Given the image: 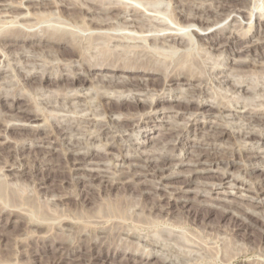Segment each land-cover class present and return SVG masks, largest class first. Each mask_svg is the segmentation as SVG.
I'll list each match as a JSON object with an SVG mask.
<instances>
[{
    "label": "rangeland",
    "instance_id": "374dc122",
    "mask_svg": "<svg viewBox=\"0 0 264 264\" xmlns=\"http://www.w3.org/2000/svg\"><path fill=\"white\" fill-rule=\"evenodd\" d=\"M6 1L8 3V1L19 0H1L0 2L6 3ZM41 1L42 7L40 6V0H23L25 4L29 5V15H33V13L37 14V12L39 15L37 14V16L35 14L38 17L36 19L33 17L34 15L29 16L26 14L31 19L34 18L33 20L35 21H28L30 18L27 16V18L20 20L28 21L29 24L31 22H33L31 24L38 23L36 25L37 27H33L32 29L29 28L31 31L37 33V38L45 36L43 33L46 31L45 29L51 31L54 28L56 29L54 30L56 33H60L62 28L64 31L67 30L69 35H71L72 39L74 38L76 42L82 37L83 40L79 41L80 43L82 42L81 45H85V47L83 46L85 54H87L85 56L88 58L92 57L94 60H97L104 54L100 51L105 50L107 43L100 39L98 41H102V43L100 42L101 44H98L96 43L98 41H96L94 42V46L86 37H89L90 33L93 36L97 35L98 32H113V34H124L128 32L123 26H125L126 21H130L134 18V12L130 10L131 7L143 11L140 14V20H142L140 23H144L142 24V26H145L144 28L151 29V34L162 35L164 32L174 33L176 30L177 33L185 34V32H187L188 36H186V38L188 37L187 40L189 44L186 46L187 48H185L186 55L180 54L182 49L173 53L172 49L167 45V42H165L167 47L165 46V49L162 48L164 52H168L166 53L168 54L166 57L161 56V58L160 55L158 56L156 53L154 54L156 57L163 59L165 63H169L171 66L176 63L185 66L183 68H186V66H192L191 70L194 71L195 69L194 72L197 71L199 75L201 73L202 80L198 79L197 82H195V85L203 88V98H206L203 100V103L206 104L203 109L207 110L208 113L210 112L208 108L210 109V106L216 104V102H221V104L224 105L226 104V106H229L228 108L230 110L222 113L220 118L206 114L197 116V122L193 120L188 122V118L192 119L195 116H190V114L187 113L184 114L183 117H178L174 112L161 111L159 105L158 111L150 114L155 117L156 121L151 122L150 119H146L147 126L135 128L133 131L124 132H119L120 130H118V128L111 127L112 129L109 128V133L100 134L101 130L99 126L89 127L85 122L76 121V118L79 119L82 117H94L97 120H103L105 118V115L99 112L101 106L95 92L96 89L103 90L99 87V83L101 84V82L97 80V77H95V79L92 78L94 83H87L84 81L83 87L77 85L76 93L79 97L75 99L73 97L75 91L69 92L65 89L66 85H63L68 84V82L61 79L58 83L54 77H57V74L60 71L63 75L67 74L68 72L66 70H62L63 67H77V62L67 65L61 52L59 53L56 50V47L53 46L52 49L50 48L51 46H47L49 48L43 47V50L42 48L35 47V49L33 46L28 45L25 47L20 43L14 47L9 46L7 48V50L10 48L8 51V59L10 60L13 58V61H9V67L2 66L4 65V62L0 63L2 68L8 70L1 75V90L7 89V91L17 93L22 87L27 89L31 99L33 98L30 105L32 106L33 104H36L41 109L46 110L47 114H50V124L53 122V127L57 128L60 125L67 124L68 120L74 119L75 121L72 123V127L75 126V128L69 130V134L66 136L56 133V135L49 138V142H45V144L44 142H41L44 146H37L36 144L40 143L37 139H44L46 133H36L27 127L18 130L17 133L12 132V138L10 139L11 143L0 146V160L2 159L0 164H13L16 168L12 176L6 178L7 181L4 179L5 183L2 182L3 177L0 176V182L3 183L0 188L1 190H4L3 192L0 190V193H2L1 196L3 199L5 198L3 201L2 197H0V205L3 208H20L12 206V200L10 199H14L13 205L14 202L17 201L15 202L16 206H25L24 208H29L28 212L31 213L27 212L28 214L26 215L29 216L8 214L0 216V264H258L259 262V264H264V226L263 228L259 226L260 221L264 219V205L260 206L258 201H256L257 195L255 192H247L243 189L247 187L250 189L252 188L254 191H260L259 196L263 198L264 201V178L261 177L264 171V142L251 145L249 141H245L242 136H240L242 133H246L250 130L264 134V124L260 127V125L256 126L250 123L247 121L248 117L246 116L248 115L245 114V112L248 111L254 112L264 109V35L256 33V30H261V28H257V25L255 24L256 12L261 13L264 18V0H247L243 2L244 4H248L249 11L247 10V12H251L253 15L251 21L246 20V14L245 18H243L242 16L244 15H239L237 12H229V10H226L228 12H225L220 9V2L217 0H83L84 3L82 0H78V2L81 3L82 8L79 6V3L77 5V0H67L66 2L65 0H61L60 3H58L59 0ZM90 1L100 4L103 3V7H109L110 5L121 6L126 9L122 11V13L120 12L121 15L119 13L118 17H114L115 14H117L116 10L108 13V15L103 12L93 11L94 8H89L92 7L90 6L91 4H89ZM105 1L107 4H104ZM45 2L46 4L49 3L51 5L48 4V7V5H44ZM68 4L70 6L72 4L75 7H66L65 5ZM85 6L88 8H85ZM88 9L91 14L88 13ZM15 11L23 12L26 11V9L16 8L14 13H16ZM61 11H63L64 14ZM226 13H230V16L225 17L227 15ZM23 14H25V12L21 13L17 19L22 17ZM41 14H43V16ZM215 14L216 16H214ZM93 16L94 18H91ZM195 16H202L203 18L200 17L201 19L207 17L204 21H214L221 16L220 19L222 22L207 31H201L197 25H192L188 28L183 26L184 28L181 29V27L176 24L177 21H184L185 23L188 19H190L189 23H194L193 19ZM234 16L238 21L232 20ZM42 18L44 20H42ZM78 18L80 21H78ZM95 18L96 20H104L105 23H109L111 27V29H108L109 32L104 31L105 29L101 31H87L84 28L83 31H80L82 30V27H87L90 21H94ZM180 18L182 20H180ZM239 22L242 23V26H246L247 24L255 25L250 28L248 35L250 36V42H244L242 43V46L241 44H238V46L234 48L238 50V52H236V50L232 51L230 48L232 47V44L229 48L223 46V44H225V39L223 40L224 43L222 45L219 44L218 46V44H215V49H213L206 41H199L198 37L192 32V30H195L201 34L207 35V37H212L208 34L215 31V29H218V27L222 25L236 26L240 24ZM122 23L124 24L123 26ZM157 23H167L171 30L166 27L164 28ZM63 29L61 31H63ZM57 30L59 32H57ZM69 31H71V34ZM73 32L77 34H74ZM72 33L74 34V37L72 36ZM227 35L228 33L225 34V36ZM159 40L162 41V39ZM83 41L85 44H83ZM86 42L88 45H86ZM103 42L105 44H103ZM112 44L113 43H110V47L108 46L110 50L112 48L114 49V47L111 46ZM147 44L148 43H145V47L150 48L151 45ZM126 45L127 44L120 46L119 49L125 48ZM159 47L161 48V46ZM45 49L47 50L45 51ZM141 49L142 48L137 47L134 50L137 51ZM47 51H50L52 56L49 55L50 52L49 54L46 53ZM62 51L63 54L65 53L66 55L75 54V50L70 47L63 49ZM91 53L93 55H90ZM129 53L130 55H133V51ZM129 53H127V55ZM239 60H246V63H236V61ZM11 67H13L12 71L10 69ZM44 69H46V71ZM29 70L30 73L28 72ZM42 70L43 72L45 71V75L51 76V79L44 80L43 86L39 87L35 82L41 77V74L43 73ZM23 73L32 75L31 77H25L26 75L23 76ZM97 73L99 72L97 71L95 73L96 76ZM106 74L110 75V72L107 71ZM27 78H31V80ZM97 81H99V83ZM228 81L241 86V88L236 91L231 88L232 86H229ZM90 87L95 89L89 90ZM242 87L244 88L243 90ZM167 92L168 91H166V93ZM179 92L180 91L178 90H174L168 97H171V95L174 94L176 96H183V94ZM112 94L113 93H111V95ZM17 97L18 95H16L14 99ZM12 98L13 97L10 96L4 102L6 104H15V107L23 104V100L19 99L18 102H16L15 100H12ZM175 103L176 102L163 103L161 106L167 107L168 105H174ZM195 103H191L190 106L194 108L196 106ZM176 104V106L184 105L182 102ZM97 111L100 114L98 113L94 115V112L97 113ZM10 113L17 114V109H12ZM163 119L169 122L168 127H177L181 136V142L178 144V148L173 151L169 147L170 144L159 142L161 137L157 135L156 131L164 130V126H159L157 124L162 123V121H164ZM211 121H218L223 124V126L227 128V131L234 136L225 137L221 141H206V137H209L212 133L210 128V125L212 124L210 123ZM202 123L205 125L208 124V127L201 126ZM4 124H8L10 127L12 124L32 126L35 123L24 122V120L7 119V123L3 122V126ZM196 127L199 129H196ZM47 129H50V127H47ZM137 133H139L138 138H136ZM148 134L150 136H156L158 140H153L154 142L152 141L145 147H142V145L138 143L147 139L146 136ZM236 135L239 136L237 137ZM62 136L68 138L64 139ZM92 137L98 139L96 140L95 147L94 145L89 144V138ZM0 141L4 140L1 138ZM167 141L169 142V139ZM109 142L113 143L114 146L109 147V145H107ZM201 143L203 146H207L206 149L210 152V155L215 156L222 161L219 166L226 168L230 172L231 176L225 180V182H227L222 186H211L212 182H216L218 179L217 177H211V175L218 176L216 172H212L208 174L209 176L204 174L200 177H195L194 180L183 189V192L175 193L176 188L184 185V174H187L188 172L186 165L180 167L175 166L172 169L174 171H184L183 175H179L174 182L163 186L164 188L162 187V190H155V187L159 186V184L157 183V180L153 179H149L148 182L150 183H148V187L146 186L145 188H140L141 186H139V184L126 182V180H123L122 183L116 182L117 180L115 177L120 169H127L126 166H128L127 163L120 161L122 155L132 157V155L140 154L145 150L146 152L154 153L155 155H163V153L168 156L177 155L180 156V158L182 157L184 162H187L194 157L193 155L198 153V150L200 149L199 147H202ZM73 144L76 145L77 151L81 154L90 151L93 152L97 158H102L104 168L105 170L107 169V174L110 175H108V184L95 182L90 188H87L88 191L85 195V199L83 198L82 190L84 189V185L87 184L86 182H83L84 184L77 183L76 185L77 181L72 180L73 172L70 170L60 171L57 170L56 167L52 168L51 165L45 164L47 155L45 153L49 150L48 146L54 147L51 160L58 162L62 159L60 156L63 152L62 150L73 148ZM63 146H66L65 149ZM105 148L109 154L103 153L102 150ZM228 150L230 152H228ZM255 150H258V152ZM241 151L245 154H248L247 151L257 152L260 155L257 154L259 159H261H253L251 161L248 158L246 159V156H244ZM232 161H234V164H228L229 162L232 163ZM253 161L256 164H254ZM257 161L260 162L257 163ZM223 163L225 164L223 165ZM86 167L91 168L90 166ZM8 169L10 170L11 168L7 166L4 168V170ZM214 170L216 169L214 168ZM16 171L18 172L16 173ZM77 172L78 174L84 173L83 170H78ZM232 183H237V185L234 187ZM222 192H229L232 196L234 194L240 195V193H242L251 197V199H229L230 201L233 200V203L231 204L232 206L230 205L228 208V204H225L224 201L221 200L225 197ZM68 195L69 197H67V199L62 197ZM58 197L59 199H57ZM24 200L27 204H24ZM201 200H204L205 202ZM199 201H201V203ZM154 203L156 204V207L154 206ZM4 204L7 205L4 206ZM8 205H11L12 207H9ZM215 205L218 207H215ZM225 208H228L229 210L227 209L224 212L223 209ZM246 208L256 213H254L255 215L253 216V220H256V222L252 227L242 224L244 219L245 221H248V219L251 220L252 218H249L250 215H245ZM242 212L243 214H241ZM95 216L99 219L94 218ZM39 217H41V219ZM45 217L49 221L45 220ZM93 218L96 221L95 224L93 223ZM28 219L35 221L36 223L41 222L43 224L42 228L36 231V228L33 229L34 227L28 225ZM49 223H51V225ZM47 227L49 229H47ZM103 231H106V235ZM229 257L232 259H228ZM222 259H224L225 262L222 261Z\"/></svg>",
    "mask_w": 264,
    "mask_h": 264
},
{
    "label": "bare ground",
    "instance_id": "6f19581e",
    "mask_svg": "<svg viewBox=\"0 0 264 264\" xmlns=\"http://www.w3.org/2000/svg\"><path fill=\"white\" fill-rule=\"evenodd\" d=\"M60 1L61 0H59L58 3H60ZM66 1L67 0H65V2ZM217 1L220 2V5H219L220 7L219 6H216V7H219L220 9L224 10L225 12H228L226 10H229V12L230 11L237 12L239 15L240 14L244 15V16H242L243 18H245V14H246V20H248V21L252 20V16H253L252 13L251 12H249V13L247 12L248 4H244L243 3V2H245L247 0H217ZM82 2H83V0H82ZM108 2L111 3L110 1H108ZM41 3H42V1L40 0V4ZM76 3L78 5V3H79L78 0H77ZM85 3H87V2H85ZM24 4L25 3L23 2V0L10 1V2L8 1V3H7V1H6V3L0 2V63L4 62V65H2L4 67L5 66H8V67L10 66V62L9 61L12 60L13 58L10 59V60L8 59V57H9L8 51L10 50V48H9V50H7V48L9 46H13L14 47L18 43L22 44L25 47H26V45H28V46H33L34 48L35 47L36 48H42V50H43V47H47V46H51L50 47L51 49L53 47H56V50L59 53L61 52V55L63 56V59L67 62L66 63L67 65H70L71 63H74V62L78 63V65H76L77 67H74V68L63 67L62 70H66L68 73L63 75L61 73V71L59 70L60 72H58V74L56 73L58 76L54 77V79L57 80L58 83H59V81L61 79L68 82V84H63V85H66V87H68V88L65 87V89H67V91H69V92L70 91H75V94H73V97L75 99L79 97L77 95V93H76L77 92V88H76L77 85H81L83 87V85H84L83 82L84 81H86L87 83L88 82L94 83L92 81V78L95 79V77H97V80H99L101 82V84H100L99 81H97L99 83V87L101 89H103V90L101 91V90L96 89L95 92L97 94V98H98L99 104L101 106V109L99 110V112L103 113L105 115V118L103 120H97L94 117H84V118L82 117V118H79V119L76 118L77 122H83V123L85 122L89 127L99 126L100 130H101L100 134L101 133H103V134L104 133H106V134L109 133L110 132L109 128H111V127L118 128V130H120L119 132H124V131H133L135 128L147 126L146 125V121H145L146 119H150L151 122H155L156 121L155 117L150 115V114L152 112L158 111V106L159 105H160V110L161 111H163V112H165V111L174 112L176 114V116H178V117H181V116L183 117V115L187 114V113L190 114V116L194 115L195 117H193L192 119L188 118V122H191V120L197 122L198 121L197 116L206 115V114L213 115L216 118L217 117L220 118V115L222 116V113H224L225 111H229L230 110L228 108L229 106H226V104L224 105V104H221V102H216V104H213V105L210 106V109L208 108V110L210 111L208 113L207 110L203 109L205 107V105H206L205 103H203V100L206 99L205 97L203 98V96H204V91H202L203 88H200V86L195 85V82H197L198 79L202 80L201 73L199 72L200 73V75H199L197 71H196L197 73L194 72L195 69H194V71L191 70L192 66H186V68H183L185 66H182L181 64H178V63H176L175 65L171 66L169 63H165V61L163 59H159L154 54V53H156L158 56L160 55V57L161 56H165L166 57L168 55L166 53H168V52H164L162 50V48H164L165 46L167 47V45H168L169 48L172 49L173 53H175L178 50L182 49L180 54L181 55L182 54L186 55L185 54L186 53L185 48H187L186 46H188V44H189V42L187 40L188 37L186 38V36H188L187 32H185V34L177 33L176 32L177 30L175 29L176 33L175 32L173 33V32H164L163 31L164 34L162 33V35L161 34L157 35V34H154V33L151 34V29L144 28L145 26H142V24H144V23H142V24L140 23V21H142V20H140V14L143 11L138 9V8L131 7L130 10L134 12V14L132 13L134 18H132L130 21H126L125 22L126 23L125 26H123L124 24L122 23V26L124 28H126V30L128 32H126L124 34L123 33H121V34L118 33L117 34L116 32H115L116 34H113V32L112 33H104V32L101 33V32H98L97 35L93 36L90 33V36L86 37L90 41V43H92L94 46H95L94 42H96V41H98L100 39L104 40V42L107 43V45L105 47V50L100 51V52H103L104 54L101 55L97 60H94L92 57L88 58L87 56H85V55H87V54H85V49H84L85 45H81L82 42L80 43V41H82L83 38L82 37H80L79 39L77 38L78 40L76 39L77 40V42H76L74 40V38L72 39L71 35H69L67 30L64 31L63 28H62L63 31H61L62 30L61 29L60 33H56V31H54V30H56L55 28L52 29L51 31H49V29H45L46 30L45 32L42 31L45 34V36L37 38V33H35L34 31H31V29L33 27L34 28L37 27L36 25L38 23L37 24L34 23L35 24L34 25V24H31L33 22H31L29 24L28 21H30V20L32 21L34 18L37 19L38 18L37 16L39 14H38V12H37L38 15L36 13H33L34 16L31 14L34 17L33 19H31L29 17L31 15L28 14L29 13V5L28 4L24 5ZM48 4H46V2H45L44 5H48ZM79 4H80L79 6L82 8L81 3H79ZM89 4H91L90 6H92V7H89V8H94L93 11L103 12V13H105L107 15H108V13H111L112 11L116 10L117 14H115L114 17H118L119 13L120 12L122 13V11H124L126 9L125 7L110 6V5H109V7H103L104 6V5H102L103 3L100 4V3L91 2V1H90ZM104 4H107L106 1H105ZM49 5H51V4H49ZM49 5H48V7H49ZM86 5H88V4H86ZM114 5H115V3H114ZM35 6H37V5H35ZM40 6L42 7V4ZM65 6L69 7V8L75 7L72 4H71V6L69 4L65 5ZM16 8H20V9L24 8V9H26V11H23V12H25V14H23V16L20 17L19 19H17L18 16L21 15V13H23V12H16L15 11L16 13H14V10H16ZM85 8H88V7L85 6ZM39 9H41V8H39ZM67 10H69V9H67ZM70 10H72V9H70ZM64 11H66V10H64ZM61 12L63 13V11H61ZM88 13H90L89 9H88ZM121 13H120V15H121ZM26 14L29 15V16H27ZM47 14H48V12H47ZM41 15L43 16V14H41ZM26 16L28 18H30V19H28V21H24V20L21 21L22 19L27 18ZM180 16H181V14H180ZM214 16H216V14ZM228 16H230V13L227 14L225 17H228ZM102 17H103V15H102ZM198 17L200 18L202 16H195V18L193 19L194 23H189L190 19H188V21H185V23H184V21H177L176 24H177V26L181 27V29L184 28V27L188 28L189 26L197 25L201 31H207V30L212 29L214 26H217L218 24H220V22H222L221 19H220L221 16L219 18L216 17L217 18V19L215 18L216 20L213 19L214 21H204L207 17L206 18L204 17L205 19H201V18L199 19ZM43 18H42V20H44ZM91 18H94V16L91 17ZM191 18H193V17H191ZM184 19H185V17H184ZM45 20H46V18H45ZM180 20H182V19L180 18ZM232 20L238 21L235 16L232 18ZM33 21H35V20H33ZM37 21H40V20H37ZM78 21H80V19ZM248 23H250V22H248ZM157 24H159L160 26H163L164 28L166 27V28L170 29V27L167 25V23L166 24L157 23ZM255 24L257 25L256 26L257 28H259V27L261 28V30L257 29L256 33H260V34L264 35V18L262 16V14L259 13V12L255 13ZM83 25H85V24H83ZM254 25L247 24L246 26H242V23H240L239 25H236V26L222 25V26L218 27V29H215V31H213L210 34H208V35H211L212 37H207V35L201 34L200 32L195 31V30L194 31L192 30V32H193L194 35H196L198 37L199 41H203V40L206 41L207 43L210 44V47H212L213 49H215V44H218V46H219V44L222 45L225 42V44H223V46H227V48H229L230 45L232 44V47H230V48L232 49V51H235L236 49H234V48L236 46H238V44H241V46H242V43L250 42V36H248V35H249V32H250V28L254 27ZM59 26H60V24H59ZM170 26H172V25H170ZM29 28H31V29H29ZM83 28L85 30H87V31H101L103 29H105L104 31H108V29H111L109 23H105L104 20H96V18H95L94 21H90V23L88 24L87 27H85V26L82 27V30H80V31H83ZM238 28H239V30H238ZM58 30H57V32H59ZM240 31H242V32H240ZM31 32H33V33H31ZM69 32L71 34V31H69ZM73 33L77 34L75 32H73ZM73 33H72V36L74 35ZM226 33H228L227 36H225ZM81 36H83V35H81ZM159 39H162V41H160ZM224 39H225V41L223 42ZM247 39H249V40H247ZM100 42L102 43V41H98L96 43L99 44ZM104 42H103V44H105ZM165 42H167L168 44L166 45ZM110 43H113L111 46H113L114 49L112 48L110 50V48H109L110 47L109 46ZM145 43H148L149 45H151L150 48L145 47ZM20 44H19V46H20ZM83 44H85L84 41H83ZM124 44H127L125 46V48L119 49V47L124 45ZM159 44H161V45H159ZM86 45H88L87 42H86ZM157 45L161 46V48L159 46H157ZM69 47L73 48V50H75V54L74 55H69V54L66 55L65 53L63 54L62 50L65 49V48H69ZM86 47L89 48L88 46H86ZM137 47L138 48L140 47L142 49L135 51L134 49L137 48ZM47 48H49V47H47ZM91 48H93V47H91ZM46 50L47 49H45V51ZM21 51H22V49H21ZM91 51H92V49H91ZM128 51L129 52L133 51V55H130V53ZM49 52L47 51L46 53L49 54ZM236 52H238V50H236ZM53 53H55V52H53ZM127 53H129V54L127 55ZM97 54H98V52H97ZM49 55H51V52H50ZM90 55H93V54L91 53ZM88 56H89V54H88ZM2 58H3V60H2ZM5 62H6V64H5ZM183 62H185V61H183ZM236 63H246V60L245 61L244 60H239V61H236ZM60 64H57V65H60ZM2 66H0V79H1V75L8 71V70H5L4 68H2ZM11 66H14V65H11ZM33 67H35V66H33ZM43 67H44V65H43ZM56 67H58V66H56ZM169 67H173V68H169ZM188 67H190V68H188ZM10 69L12 71L13 67H11ZM44 70L46 71V69H44ZM93 70H94V72H93ZM45 71L43 72V70H42L43 73L41 74V77L39 79H37L38 81L35 82V83L38 84L37 86H39V87L43 86V83H44L43 81L44 80L51 79V76H48V75L44 74ZM97 71L99 73H97V76H96L95 73ZM107 71L110 72V75L106 74ZM28 72L30 73V70ZM91 72H93V73H91ZM79 74H82V75H79ZM31 75L32 74L23 73V76H25V77H27V76L31 77ZM27 79L31 80V78H27ZM22 80H23V78H22ZM199 83H201V82H199ZM228 83H229V86H232L231 88L235 89L236 91L241 88V86H238L237 84L230 83L229 81H228ZM1 85H2V82H0V86ZM183 87H185V88H183ZM186 87H188V88H186ZM20 89H21L20 91L16 90V91H18L16 93V92L7 91V89L6 90H1V88H0V139L2 138V140H4V141H0V146L6 145L8 143H11L10 139L12 138V135H11L12 132L17 133L18 130L25 129L27 127L32 129V131L36 132V133H38V132L46 133V136L44 137V139H42V138H38L37 139L40 142V143L36 144L37 146H44L43 144H41V142H44V144H45V142H49V138L54 136V135H56V133H58L60 135H63V136H66L67 134H69L68 133L69 130H72V129L75 128V126L72 127V125H73L72 123L75 121L74 119L68 120L67 124L60 125L57 128L53 127V125H52L53 122H52V124H50V121H51L49 119L50 118L49 117L50 114H47L46 110L41 109L36 104H33L31 106L30 102H31V100L33 98L31 99L30 94H28V90L24 89L23 87L20 88ZM90 89L93 90L95 88H93V87L91 88L90 87L89 90ZM243 89L244 88L242 87V90ZM174 90L180 91L181 94H183V96H176L174 94V95H171V97H168V96H170V93L172 91H174ZM166 91H168L167 92L168 94L166 93ZM63 92H65V91H63ZM111 93H113V94L111 95ZM16 95H18V97L16 99H14L16 97ZM10 96H12L13 97L12 100H15L16 102H18L19 99L23 100V104H20L21 106H18V107H15V104H6L4 101L6 99H8ZM156 96H157V99H156ZM154 99H156V100H154ZM39 101H41V100H39ZM38 102H35V103H38ZM172 102H176L178 104L182 102V103H184V105L176 106L177 104L175 103L176 104V105L174 104L175 106L174 105H168L167 107L161 106V104H163V103H172ZM191 103H195L196 106L194 108L191 107L190 106ZM15 108L17 109V114H11L10 111L12 109H15ZM206 111H207V113H206ZM99 112L98 111H97V113L94 112V115L98 114ZM245 114L248 115L246 117H248L247 121H249L250 123H252V124H254L256 126L260 125V127L262 126V124H264V109H261L259 111H254V112H249L248 111V112H245ZM7 119H12V120L14 119V120H20V121L24 120V122L35 123V124L32 125V126L31 125L26 126L24 124H19V125H16V124L13 125L12 124V126H10V127L8 126V124H4V126H3V122L7 123ZM71 120H73V121H71ZM210 123H212L210 125L212 133L209 135V137H206V139H207L206 141H221L225 137L234 136V135H232V133H229V131H227V128L225 126H223V124L219 123L218 121H211ZM55 124H56V122H55ZM147 124H148V122H147ZM157 125L164 126V130L156 131L157 135L159 137H161V139H159V142H164L165 144H170L169 147L172 149V151L177 149L178 148V144L181 142V136L179 134V131H178L177 127H175V128L174 127L173 128L168 127L169 126V122L167 120H164V121H162V123L157 124ZM201 126H203V127L207 126L208 127V124L205 125L204 123H202ZM47 127H50V129H47ZM53 128H56V129H53ZM196 129H199V128L196 127ZM21 135H23V134H21ZM138 135H139V133H137L136 138H138ZM113 136H115V135H113ZM240 136H242V138L245 141H249L251 145L258 144L260 142H264V134L263 133H257L256 131H253V130L247 131L246 133H242ZM146 137H147V139H145L142 142L138 143V144H141L142 147H145L150 142H152L153 140L157 139L156 136H150L149 134ZM13 138H16V137H13ZM58 138H61V137H58ZM67 138H64V139H67ZM168 139H169V142L167 141ZM96 140H98V139H96L95 137L89 138V144L90 145H94V147H95ZM116 140H117V138H116ZM60 145H62V144H60ZM102 145H104V144H102ZM107 145H109V147H113L114 146L113 143H111V142H109ZM201 145H202V143H201ZM63 147L65 149L66 146H63ZM72 147L73 148H71V149L70 148H66L65 150H62L63 152L60 155L62 157V159L59 160L58 162H56V161L54 162L53 160H51V158L53 156L52 150H54V147L53 146H48L49 150L46 151V153H45V154H47L46 155L45 164L51 165L52 168L56 167V169L60 170V171H68V170H70L71 172H73L72 173L73 174L72 175L73 176L72 180H76L77 181L76 185H77V183L81 184L83 182L84 183L86 182L87 184L84 185V189L82 190L83 198L85 199V195L87 194V191H88L87 188H90V186H92L95 182H100L102 184L103 183L104 184L105 183L108 184L110 175L107 174L108 171H107V169L105 170V168H104V162H103L102 158H97L96 155L93 152H90V151L87 152V153L81 154L79 151H77V147L74 144H73ZM17 148H19V147H17ZM17 148H15V149H17ZM199 148L200 149L198 150V153L196 155H193L194 157L192 159H190L189 161H187V162H184L182 157L180 158V156H177V155L176 156L175 155H173V156L169 155L168 156V155H166L164 153H163V155H161V154L155 155L154 153H149V152H146L145 150H143L140 154L132 155V157L122 155L121 158H120V161H122L124 163H127L128 166H126L127 169L122 168V169H120V171L118 170L119 172L116 171V172H118L117 175L115 173V175H116L115 179L117 180L116 182H121L122 183L123 180H126V182L139 184V186H141L140 188H145L146 186L148 187V185H149L148 183H150V182H148L149 179H153V180H157V183L159 184V186L155 187V190H160V189L162 190L163 186H165L168 183L170 184V183L174 182L175 179L177 177H179V175H181V174L183 175L184 171L183 172L181 170L174 171L172 169L175 166H179L180 167L182 165H186L187 168H188V172H187V174H184L185 175V179L183 181L184 185L176 188L175 189V193L183 192L184 191L183 189L187 185H189L194 180L195 177H200L201 175H204V174L208 175V174H210L212 172H216L218 174V176L211 175V177H215V178L217 177L218 179H217L216 182H212L211 186L212 185L213 186H222L224 183L227 182V181L225 182V180H227L231 176L230 172L226 168H223V167L219 166L222 161L220 159H218L217 157L210 155V152L206 149L207 146L205 147V146L202 145V147H199ZM210 148H211V146H210ZM119 149H120V147H119ZM102 151H103L104 154H109L107 152L106 148L103 149ZM255 151L258 152V150H255ZM150 152H153V151H150ZM228 152H230V151L228 150ZM247 152H248V154H245L244 152H242V154H244V156H246V159L248 158L251 161L253 159H257V160L261 159V158L259 159V156H260L259 153L253 152V151H247ZM215 155H219V154H215ZM57 157H59V156H57ZM236 158H238V157H236ZM236 158H234V159H236ZM17 161H19V160H17ZM19 162H17V163H19ZM258 162H260V161H257V163ZM224 164L225 163H223V165ZM228 164H234V161H232V163L229 162ZM254 164H256V163L254 162ZM6 166L10 167L11 169L10 170L9 169L8 170H4V168ZM86 166H90L91 168H88ZM214 168L216 170H214ZM18 169H19V167H18ZM15 170H16V168L13 166V164H8V165L0 164V176L3 177V181H2V179H1V181L4 182V179L6 180L7 177L12 176V174L14 173ZM78 170H83L84 173L78 174V172H77ZM7 171H10V172H7ZM17 172L18 171H16V173ZM261 177L264 178V171H263ZM73 183H74V181H73ZM1 184H3V183L0 182V187L2 186ZM83 184H82V186H83ZM232 184L234 185V187L237 185V183H232ZM243 189L246 190L247 192H255V194L257 195L256 201H258L260 206L264 205L263 198H261L259 196V192L260 191L259 192H258V190L254 191V190H252V188L250 189V188H247V187L243 188ZM0 190H1V188H0ZM3 191L4 190H1V192H3ZM172 191H174V190H172ZM222 194H224L225 197L222 198V199L221 198H217V199H221L222 201H224L225 204H228V208L233 203V200L230 201L229 199H240V200L249 199V198L251 199V197H248V196H246V195H244L242 193H240V195L234 194L233 196L229 192H222ZM1 195H2V193H0V197H2ZM8 195H10V194H8ZM62 197L63 198L65 197L67 199V197H69V195L68 196H62ZM4 199L2 197L3 201H4ZM57 199H59V197ZM82 199H80V200H82ZM10 200H12V202ZM10 200H8V201H10L12 203L13 207H17V208L20 207V208H18V209H16V208L11 209V208H6V207L3 208L0 205V216L3 215V214L4 215L5 214H8V215H26V214L30 213V212H28L29 208H24L25 206L24 207L16 206L15 202H17V201H15L14 205H13V200L14 199H10ZM201 201H204V200H201ZM201 201H199V202L201 203ZM3 203H5V202H3ZM3 203H2V205H3ZM24 204H27V203H25V200H24ZM6 205L7 204H4V206H6ZM12 206L10 205L9 207H12ZM28 206H29V204H28ZM154 206L156 207V204ZM215 207H218V206L215 205ZM227 209L226 208L223 209L224 212ZM254 213L255 212H252V211L247 209L245 211V215L246 214L248 216L250 215L249 218L250 217H252V218H251V220L248 219V221L247 220L245 221V219H244L242 221V224H244V225H246L248 227H250V226L252 227L253 225H255L256 220H253L254 219L253 216L256 213L255 214ZM241 214H243V212ZM26 216H29V215H26ZM30 218H31V215H30ZM39 218L41 219V217H39ZM94 218L99 219V218H97V216H95ZM56 219H58V218H56ZM45 220H48V219H46V217H45ZM95 222L96 221L94 219L93 223L95 224ZM49 224L51 225V223H49ZM118 224H120V223H118ZM28 225L30 227H34L33 229L36 228L35 229L36 231L40 230V228H42V226H43V224L41 222L40 223L39 222L36 223L35 221L29 220V219H28ZM99 225H101V224H99ZM26 226H27V223H26ZM259 226H261L263 228L264 219H262V221H260ZM47 229H49V228L47 227ZM27 230H28V226H27ZM118 230H119V228H118ZM100 232H99V234H100ZM105 232L103 231V233H105ZM96 233H98V232H96ZM105 235H106V233H105ZM112 235H113V233H112ZM102 237H103V235H102ZM187 237H189V236H187ZM106 238H108V237H106ZM138 238H139V236H138ZM100 242H102V241H100ZM232 258H233V256H232ZM232 258L229 257L228 259H232ZM222 261L225 262L224 259H222Z\"/></svg>",
    "mask_w": 264,
    "mask_h": 264
}]
</instances>
